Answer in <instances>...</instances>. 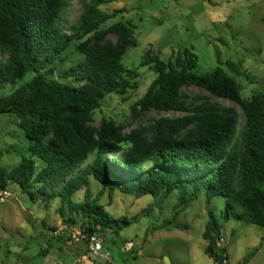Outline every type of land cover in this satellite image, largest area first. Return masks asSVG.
I'll list each match as a JSON object with an SVG mask.
<instances>
[{
  "label": "trees",
  "instance_id": "16d2710c",
  "mask_svg": "<svg viewBox=\"0 0 264 264\" xmlns=\"http://www.w3.org/2000/svg\"><path fill=\"white\" fill-rule=\"evenodd\" d=\"M108 1L84 2L77 25L68 34L60 24L68 0H0V87L13 86L0 96V114H14L30 143L29 156L21 157L10 170L0 167V190L15 183L32 200L49 191L50 197L60 199L62 220L78 224L87 237L121 229V221L129 223L114 218L99 202L104 193L110 198L116 190L136 198L151 195L159 210L176 190L173 214L164 225L172 223L202 190L207 204L216 196L225 199L226 219L231 216L264 227V92L242 98L238 81L223 67L237 72L235 64L217 51L216 66L203 73L196 72L197 56L188 47L167 60L148 50L144 53L140 65L155 77L132 103V114L188 112L158 119L150 137L140 129L125 133L112 119L103 118L98 127L91 124L103 97L136 88L133 79L139 75L122 63L126 49L135 44V26L116 21L100 30L123 10L103 11L100 5ZM106 33L115 35V43L101 41ZM72 40L83 59L62 68L58 77L76 83L54 78V68L63 63ZM186 86L239 104L244 116L240 128L236 129L230 109L211 102L191 112L182 94ZM34 157L42 163L37 172ZM91 177L99 184L95 195ZM82 188V200L75 201L73 195ZM221 228L208 209L202 237L206 253L216 263L227 259L225 246L218 244Z\"/></svg>",
  "mask_w": 264,
  "mask_h": 264
},
{
  "label": "rangeland",
  "instance_id": "374dc122",
  "mask_svg": "<svg viewBox=\"0 0 264 264\" xmlns=\"http://www.w3.org/2000/svg\"><path fill=\"white\" fill-rule=\"evenodd\" d=\"M88 1L68 0L60 22L68 34L73 32L84 9L83 3ZM100 8L106 12L123 9L106 20L100 30L116 21H130L135 26V44L126 49L122 63L139 75L133 79L136 88L103 97L102 105L93 112V126L98 127L103 118L112 119L122 125L125 133L140 129L150 137L158 119L188 114L157 110L132 114V103L143 95L155 77L150 68L140 65L147 50L167 60L178 49L188 47L197 56V73L211 71L216 66L217 51L223 60L235 64L237 72L226 65L223 67L238 81L242 98L249 99L252 93L264 92V0H109ZM88 36L90 34L82 40ZM102 37L103 43L116 41L112 33ZM75 42H70L63 63L54 68V78L62 82L76 83L58 77L62 68L83 59L74 50ZM12 88L8 84L0 87V96ZM182 94L191 112L211 102L231 110L236 129L243 123L241 107L229 99L197 86L184 87ZM29 144L15 115L0 114V167L10 170L21 157L29 156ZM34 160L37 172L42 163L35 157ZM6 189L10 195L0 201V264H164L165 257L170 264H264V227L231 216L226 219L225 199L216 196L207 204L202 190L167 225L164 224L171 218L176 203V190L165 199L162 210L154 205L151 195L136 198L116 190L109 198L104 193L99 202L105 210L114 218H126L129 223L124 225L121 221V229L97 233L95 237L101 248L95 251L78 224L62 220L59 197H50L46 191L37 193L32 200L11 182ZM90 189L92 195L99 190L98 182L92 177ZM84 192V188L80 189L73 199L82 200ZM208 209L222 225V239L218 244L225 246L227 259L220 263L205 251L207 242L202 234ZM64 216H69L66 208ZM73 216L77 220L81 217ZM44 249L47 251L42 255L40 252Z\"/></svg>",
  "mask_w": 264,
  "mask_h": 264
},
{
  "label": "built area",
  "instance_id": "2783aa9c",
  "mask_svg": "<svg viewBox=\"0 0 264 264\" xmlns=\"http://www.w3.org/2000/svg\"><path fill=\"white\" fill-rule=\"evenodd\" d=\"M9 192L7 189H3V190H0V201H4L6 200V198L9 196ZM89 242H90V245H91V248L95 251H98L100 250L101 248V243L99 242V240L95 237V235L93 236H89L87 237ZM222 239V238H221ZM224 261V260H223Z\"/></svg>",
  "mask_w": 264,
  "mask_h": 264
},
{
  "label": "water",
  "instance_id": "95a60500",
  "mask_svg": "<svg viewBox=\"0 0 264 264\" xmlns=\"http://www.w3.org/2000/svg\"><path fill=\"white\" fill-rule=\"evenodd\" d=\"M163 262H164V264H170V261L168 260L167 257L164 258Z\"/></svg>",
  "mask_w": 264,
  "mask_h": 264
}]
</instances>
